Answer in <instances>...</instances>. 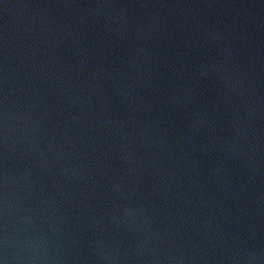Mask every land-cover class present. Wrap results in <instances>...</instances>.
Masks as SVG:
<instances>
[{"label":"water","instance_id":"obj_1","mask_svg":"<svg viewBox=\"0 0 264 264\" xmlns=\"http://www.w3.org/2000/svg\"><path fill=\"white\" fill-rule=\"evenodd\" d=\"M0 264H264V0H0Z\"/></svg>","mask_w":264,"mask_h":264}]
</instances>
